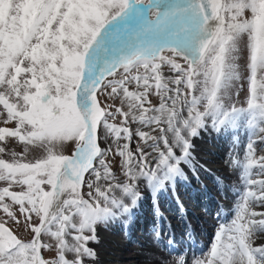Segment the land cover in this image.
<instances>
[{
  "label": "snow or ice",
  "instance_id": "obj_1",
  "mask_svg": "<svg viewBox=\"0 0 264 264\" xmlns=\"http://www.w3.org/2000/svg\"><path fill=\"white\" fill-rule=\"evenodd\" d=\"M209 125L247 130L244 192L193 264H264V0H0V264L95 258L96 226L134 220L139 182L155 199L199 172L191 138Z\"/></svg>",
  "mask_w": 264,
  "mask_h": 264
},
{
  "label": "rangeland",
  "instance_id": "obj_2",
  "mask_svg": "<svg viewBox=\"0 0 264 264\" xmlns=\"http://www.w3.org/2000/svg\"><path fill=\"white\" fill-rule=\"evenodd\" d=\"M246 15L247 16H250L251 14L250 13H246ZM241 49H242V60H244V59H246V55H247V37L246 36L241 41ZM166 74H169V73L166 72ZM154 102H155V100H154ZM233 102L237 103V106H246V104H245V96H244L243 93L241 94V96L239 97L238 100L234 98V101ZM117 106H119V102L118 101H117ZM116 123L119 124V119H117ZM131 127H132L133 131H135V128L137 127V125H132ZM236 129L237 128L227 127L226 126L225 128L221 129L220 131H216V130H214L209 125L206 129H202L200 131V134L198 136H196V138H193V139L191 138V139H192V142H193V144H194L195 147L197 146L198 142L201 145H203V146H205V145L206 146H209L210 143H208L205 140L209 136H210V138H208V140L212 141V139L213 140L215 139V140L218 141V138H215V136L213 137V134H216L215 132H217V133H220L221 136L224 135V137H222L220 139V141L218 142V144H219V150L221 151L220 154H221V156H223L222 157V165H223L222 172L224 174H227V173L233 174V177H235L233 180H235V181L237 180L238 182L236 181V183L238 185L239 181L241 180V176H242V165L244 163L245 146H246V144L248 142L249 136H248V132H247V130L245 128H239L237 130ZM206 134H208V136ZM216 135H218V134H216ZM225 137H226V139H225ZM136 139L137 138L134 137V142L132 144L133 149L135 148V140ZM195 141H196V143H195ZM221 142H223V144H221ZM221 145H222V147L220 148ZM104 146H106V145L102 143V147H104ZM6 147H7V150L9 152H13L14 151V152L23 153L24 152L25 145H23L21 143H18L15 140L10 139L9 142H8V144L6 145ZM74 148H75L74 142H66L63 145L58 146L57 151L63 153L64 155H70V154H72ZM262 149H264V146L257 145V155H264V150H262ZM43 155H44V153H43V150L42 149L33 148V147L29 146V150H28V153H27V156H26V160H28V161H34L35 159L41 158ZM194 157H195V160L198 161L199 164H200V166L202 167V169L200 167L199 174H201V175L207 174L208 175L209 169L207 168V166L204 163L200 162L196 158V156H194ZM3 158H5V159H11V157L10 156H7V155H5ZM233 159H236L237 161H239V165H233ZM112 162H113V170L117 173V175H122L120 173V171H119V157H113L112 158ZM185 171L187 173L188 172V169L186 168ZM190 176H192V175L189 174V177ZM212 177H215V176H212ZM220 178L223 179V177H221V176H220ZM205 180L206 181H209V179H205ZM224 180L230 181V182H234V181H231L229 178H226V177H225ZM189 181H192V180L190 179ZM181 182H184V181H181ZM208 184H209V182H208ZM0 186H3V185L0 184ZM239 188L237 189L239 191H236V192L235 191L232 192L233 191L232 190L233 189L232 187H230L229 190H228L230 192V195L226 199H227L228 203L231 206L232 216H235V210H236L235 208L237 207V203H238L240 197L243 195L241 191L244 188V186H243V188H241V187H239ZM139 189H140L141 196H142V199L139 202V204L145 205V204H147V197L150 196L151 189L149 187H147L146 182H144V181L139 182ZM14 190H19V189H14ZM217 193H218V191H217ZM167 194L168 193H164V194H161V195H167ZM204 197H205V194L203 192V193H201L200 199L198 201L199 202L204 201ZM195 210L198 211V212H200V211H202V207H201V209H200V207H196ZM232 210H233V212H232ZM258 210H260V209H258ZM167 214L170 215L169 212H167ZM117 220H119V219H117ZM117 220H114V221H112L111 223H109L107 225L98 224L96 226L97 241L96 242H89V245H88L89 247H91L94 250V252L96 253V256H95V258H87V257H85L84 258V264H102V263H99L103 259H102V256L101 255H98V251L101 250V246L103 244H106V240L108 239V237H112L113 238L115 244H112V245L118 250V252L121 251L120 250V247H119V245H118L117 242H118V239L119 240L122 239V229L124 227L118 225L117 224ZM13 227L15 229V226H13ZM16 230H17L18 235L21 236V238H28V233L25 232L23 229H16ZM151 237H152V234L149 235V238L150 239L147 240V243L146 244H148V245H146V244L143 245V248L140 247L138 244H134V243H129L127 245L130 248H134V254L133 253L131 254L130 252L126 251L127 256L137 257V254L139 252H140L139 254H141V255L138 256V258H140V259H138V260L136 259V260L129 261V262H127V264H133V263H137V264H154L153 263L154 261H152L150 258L156 257L155 259H163L161 257V255H160V253H159V255L156 254L157 251L152 248ZM257 243H260V241L258 240ZM121 248L123 249L122 246H121ZM155 248H157V247H155ZM154 250H155V252H154ZM121 252H123V251H121ZM43 254L45 255V258H52V254L51 253H43ZM174 257L171 256L170 258H173V259L167 260L166 263L168 264V261H169V264H179L178 262L180 260L178 261V258H180V257L179 256H174ZM69 258L71 259L72 256L69 255ZM170 258H168V259H170ZM194 260H195L194 258L193 259L192 258H189L187 260L188 261V264H193Z\"/></svg>",
  "mask_w": 264,
  "mask_h": 264
},
{
  "label": "bare ground",
  "instance_id": "obj_3",
  "mask_svg": "<svg viewBox=\"0 0 264 264\" xmlns=\"http://www.w3.org/2000/svg\"><path fill=\"white\" fill-rule=\"evenodd\" d=\"M231 130V129H230ZM234 130V129H233ZM237 130V129H236ZM232 131V130H231ZM240 131V130H239ZM210 132V131H209ZM216 134H217V132H215ZM239 133V132H238ZM223 134V133H222ZM228 134V133H227ZM226 134V135H227ZM233 134V133H232ZM207 136H208V134H206ZM218 137H219V139H220V134L218 133V135H217ZM224 136V135H223ZM231 137V136H230ZM193 138H196V137H192V139ZM229 138V137H228ZM218 139V140H219ZM225 139H226V137H225ZM230 139V138H229ZM208 143H210V145L209 146H203V145H201L199 142H198V144H197V146L196 147H194V151H193V156H196V158L200 161V162H202V163H204L206 166H207V168L210 170L209 172H208V176H205V177H211V175L209 176V174H213L214 176H216L215 178L217 179V177L218 176H224V175H226V177L227 178H230V180L231 179H234L235 177H233V174H231V173H227V174H224L223 172H222V168H223V165H222V157L223 156H221V154H220V150H219V144H218V142L219 141H217V140H213L212 139V141H210V140H208V138L207 139H205ZM232 140V139H231ZM210 141V142H209ZM230 142V141H229ZM195 143H196V141H195ZM205 144V143H204ZM221 144H223V142H221ZM196 145V144H195ZM222 147V145L220 146V148ZM196 150V151H195ZM196 154V155H195ZM203 164V165H204ZM200 165V164H199ZM202 165V164H201ZM201 169H202V167H201ZM226 170V169H225ZM204 175V174H203ZM213 179V178H212ZM219 179V178H218ZM194 180H197V181H199L200 180V178H195ZM213 180H215V179H213ZM228 180V179H227ZM216 181V180H215ZM221 181V184H222V186H223V188L225 189V184L229 187L230 185H232V186H235L236 185V182H235V180H233L234 182H230V181H227V182H224L225 180H223V179H219V182ZM237 181V180H236ZM192 187L189 183H187V182H183V184L181 185V190L182 189H185L186 187ZM238 186V185H237ZM241 188H243V187H241ZM240 189V188H239ZM238 191V190H237ZM241 191V190H240ZM222 193L223 194H225L226 196H228V195H230L229 194V191L228 190H222ZM238 194V193H237ZM193 195V202L195 203V204H199L200 205V202L198 201L199 199H198V195H199V191H198V189H194L193 190V193H191L190 194V196H192ZM229 199V198H228ZM227 200V199H226ZM180 203H182V204H184L185 202H187L188 200H187V198H181L180 199ZM220 204L222 205V207L223 206H225L226 207V202H223V203H221L220 202ZM209 209H210V207H209ZM236 209V208H235ZM195 214H197V215H194V214H189L188 216L189 217H187L188 219L189 218H191L192 219V221H190L191 223H192V233H193V235L195 236V235H198V231H197V227H196V224H195V222H193V220H196L197 222H200L199 220H198V218L200 217V214H198V213H196L195 212ZM159 218H160V222H161V226L164 228V227H167L168 228V232H170V238L174 241V235H175V233H174V231L175 230H177V229H175V226L172 224L173 222H174V219H176L177 217L176 216H173V214H167V212H165V215L164 214H160L159 215ZM200 218H203V217H200ZM119 221V223L120 224H123V225H125V221H121V219H119L118 220ZM186 220L185 219H182L181 218V222H185ZM209 224H212V225H215L216 224V220H213L212 222H209ZM206 232V231H205ZM146 238V237H145ZM147 238L146 239H144V241H143V243H141L140 245L142 246V248H143V245H145L146 243H147ZM209 241V240H208ZM118 245H119V247H120V250L121 251H123V252H118V250L112 245V244H115V242H114V240H113V238L112 237H108V239L106 240V244H103L102 246H101V250H99L98 251V255H101L102 256V261L101 262H99V263H102V264H127V262H129V261H132V260H138V259H140V258H138V256L139 255H141V254H137V257H134V256H127V254H126V251H128V252H130L131 254L133 253L134 254V250L133 249H129V248H127L126 246V242H124V241H121V240H118ZM152 244V243H151ZM146 245H148V244H146ZM161 245H162V243H161ZM121 246L123 247V249L121 248ZM150 248V247H149ZM153 248V247H152ZM151 248V249H152ZM154 249V248H153ZM178 249V248H177ZM176 249V250H177ZM151 251V250H150ZM153 251V250H152ZM154 252H155V250H154ZM156 254H158L159 255V251H157L156 252ZM161 255V254H160ZM155 256V255H154ZM161 257L164 259L165 258V256H162L161 255ZM174 257V256H173ZM156 258V257H155ZM175 258V257H174ZM177 258V257H176ZM173 259V258H172ZM193 259V258H192ZM111 260V261H110ZM167 260H171V258L170 259H167ZM167 260H166V262H167ZM110 261V262H109ZM179 261V260H178ZM154 263V262H153ZM179 263V262H178ZM192 263V262H191ZM133 264H137V263H133ZM167 264V263H166ZM168 264H169V261H168Z\"/></svg>",
  "mask_w": 264,
  "mask_h": 264
}]
</instances>
